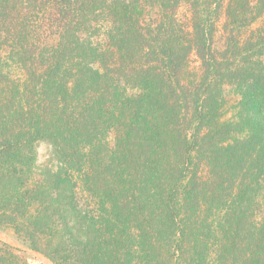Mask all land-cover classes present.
Returning <instances> with one entry per match:
<instances>
[{"label": "trees", "instance_id": "1", "mask_svg": "<svg viewBox=\"0 0 264 264\" xmlns=\"http://www.w3.org/2000/svg\"><path fill=\"white\" fill-rule=\"evenodd\" d=\"M263 18L264 0H0V230L54 264H264ZM42 142L61 167L34 182ZM0 264L29 263L0 243Z\"/></svg>", "mask_w": 264, "mask_h": 264}, {"label": "rangeland", "instance_id": "2", "mask_svg": "<svg viewBox=\"0 0 264 264\" xmlns=\"http://www.w3.org/2000/svg\"><path fill=\"white\" fill-rule=\"evenodd\" d=\"M178 17L183 22H188V20L190 18V11H189V7L187 5L183 4L180 7L179 12H178ZM224 24H225V17H224V15H222L220 20L218 21V24H217L218 30H217L216 38H215L216 46L219 48H222L224 43H225V37L226 36L224 33ZM263 24H264V18L261 19L260 21L256 22V24L254 25V28H258ZM195 62L196 63H194L193 66L199 65L198 61H195ZM20 74H21L20 72L17 73V75H20ZM226 90H227L225 93V97L227 99L226 114H227V117L230 118L231 115L233 114V106L238 103V101L240 100V97L235 93V91L232 88L228 87V88H226ZM110 139L112 140L113 137L111 136ZM37 156H38V162H37V167H36L35 175H34V179H33L34 182L39 181V179L41 178L40 175H42V177L45 178V174L47 176V174H49V173L59 172L61 165L59 164V162L57 160V157L53 151V147L49 143L42 142L38 145ZM78 196H79L81 203H82L81 207L85 208L87 205L90 204V203H88L89 201L87 202L88 197H86L84 195V193L79 192ZM263 212H264V200H263ZM3 233L6 234L7 236H9L10 238L14 239L15 241L23 244L22 241H20L17 238V236L15 235V233L13 231L8 230V231H5ZM15 251L18 252L19 254H21L22 256L26 257L28 259L29 264H45L42 261L35 259V258L25 254V253L19 252L17 250H15Z\"/></svg>", "mask_w": 264, "mask_h": 264}, {"label": "water", "instance_id": "3", "mask_svg": "<svg viewBox=\"0 0 264 264\" xmlns=\"http://www.w3.org/2000/svg\"><path fill=\"white\" fill-rule=\"evenodd\" d=\"M0 242L4 245H7L8 247L17 250L19 252L25 253L35 259H38L42 261L45 264H54L49 257H47L43 252L37 251L35 249L30 248L29 246H26L24 244H21L14 239L10 238L6 234H4L2 231H0Z\"/></svg>", "mask_w": 264, "mask_h": 264}]
</instances>
